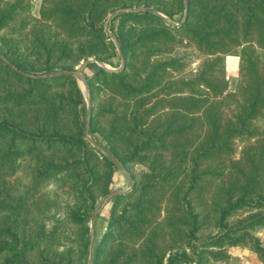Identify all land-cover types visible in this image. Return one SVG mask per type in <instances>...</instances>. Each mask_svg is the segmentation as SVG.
<instances>
[{"label": "trees", "instance_id": "1", "mask_svg": "<svg viewBox=\"0 0 264 264\" xmlns=\"http://www.w3.org/2000/svg\"><path fill=\"white\" fill-rule=\"evenodd\" d=\"M32 7L0 0V264H89L114 158L148 171L112 197L92 264H210L233 258L213 249L226 244L264 264L252 233L264 212L228 221L264 209V0H43L38 17ZM187 46L206 58L182 75L196 62ZM228 55L239 56L233 89ZM82 62L88 134L104 150L68 73ZM52 185L65 189L63 216ZM206 225L216 232L199 234Z\"/></svg>", "mask_w": 264, "mask_h": 264}, {"label": "rangeland", "instance_id": "2", "mask_svg": "<svg viewBox=\"0 0 264 264\" xmlns=\"http://www.w3.org/2000/svg\"><path fill=\"white\" fill-rule=\"evenodd\" d=\"M32 2H33L32 14L38 17L39 16V10H40V7H41L43 0H32ZM113 16H114L113 14L110 15L107 22H106V26H107L108 30L110 29L109 23H110V20H112ZM163 16H165V15L163 14ZM178 17H179V15L175 16L174 19H178ZM166 18H168V17H166ZM117 23H118V21H116L114 23L115 26H117ZM109 32L111 33L110 30H109ZM184 50L187 52L186 56L189 57V59H195L196 60V62H194L192 64L190 69H188L187 71L182 73V75H188L190 73V71H196L198 69L199 65L205 60L206 57L203 56L202 54L198 53L192 46H187L184 48ZM90 60H93V58H91ZM226 61H227L226 73H227V79L229 80V87H230V89H233L237 83L238 78H239V56L228 55L226 57ZM82 63H84V64L77 66V69L78 68L81 69V72L85 77H86L85 72L88 74H92V71L89 69H85V72H84L83 67L85 65V62H82ZM105 66L108 67L109 69H114L109 64H105ZM78 82H79L80 87L82 88V91L86 95L88 105H90V107H91L90 90H88L86 88L84 82H82L79 79H78ZM88 86H89V84H88ZM235 107L236 106L233 105L232 107H230V110L232 111ZM227 111H229V110L227 109ZM97 136L100 140V135L97 134ZM90 141H91L92 145L97 146L99 149L104 150V148L102 146L95 144L96 142L93 139ZM241 151H242V144L237 142L236 153L234 154V159L239 160L241 158V154H242ZM117 164H118V167L115 170L113 180L109 186V190L111 192L104 195V196H101L99 198L98 203H97L96 207L94 208L93 213L91 214V219H92V216L96 213V217H95V221H94V227H95L94 228L95 229L94 249L96 248V244L99 242L102 235L107 230V226H108L107 218L110 216V208L113 204L112 203V197L117 195L116 192H119V191L127 192V191L131 190L135 186V184H138L139 186H141V184L143 183V180H144L143 175L146 171H148L147 165L144 163H140V162L133 163L132 165H130L129 168L124 166L121 162H119ZM64 190L65 189L62 190V188H57L55 185H52L48 188V192H49L51 199L52 198H58L59 199V201H60V204H59L60 210L59 211H60L62 216L65 214V212L67 210L66 204L68 203ZM113 193H116V194H113ZM38 197L42 198V197H40V194L38 195ZM168 198H169V195H168ZM210 198H211L210 194L207 193L205 195L204 202L205 201L208 202L210 200ZM199 201L202 202L203 200L200 199ZM166 205H167V201L163 200L162 201L161 216H159L160 219H163L165 216ZM258 211L264 212V209H258V208L241 209L238 212H235L233 215H231L228 218V221L231 224L230 226L235 225L236 222L240 219H245L251 213L258 212ZM89 225H90V233L92 235V221H90ZM215 232H216L215 227L206 225L202 228V230L199 232V234H203L206 236V235H209V234L215 233ZM252 233H253V235L259 237L260 241L264 245V227H256L252 231ZM213 249L216 251L222 249V250L226 251L229 255H231L233 258H231L227 261L211 260L210 264H263V262L258 257L256 252H254L250 248V246H245V245H240V244H237V245L226 244L225 246H223L221 248H213ZM89 264H90V261H89Z\"/></svg>", "mask_w": 264, "mask_h": 264}, {"label": "water", "instance_id": "3", "mask_svg": "<svg viewBox=\"0 0 264 264\" xmlns=\"http://www.w3.org/2000/svg\"><path fill=\"white\" fill-rule=\"evenodd\" d=\"M82 64H84V63H82ZM68 73L75 75L79 80L84 82L86 88L89 90L88 81H87L86 77L82 74L81 69L78 68V69H76L74 71H70ZM90 116H91V107H90V105H88L86 132H87V137L89 138V140H92L91 136L88 134ZM95 144H97V143H95ZM114 160L117 163H119L117 161V159L114 158ZM122 192H125V191H119L116 193L118 194V193H122ZM116 193H113V194H116ZM95 217H96V213L92 216V219H91V221H92V235H91V241H90V264L93 263V256H94V245H95L94 221H95Z\"/></svg>", "mask_w": 264, "mask_h": 264}]
</instances>
